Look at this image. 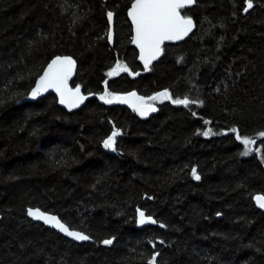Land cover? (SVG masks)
<instances>
[{
	"label": "trees",
	"instance_id": "1",
	"mask_svg": "<svg viewBox=\"0 0 264 264\" xmlns=\"http://www.w3.org/2000/svg\"><path fill=\"white\" fill-rule=\"evenodd\" d=\"M133 1L0 0V264H264V0L182 9L193 33L148 71L130 47ZM59 56L77 65L83 108L53 95L18 105ZM117 62L139 75L107 76ZM106 88L190 104L149 101L141 118L101 101ZM114 129L116 151L103 146ZM237 134L254 141L247 155ZM30 208L90 242L31 222Z\"/></svg>",
	"mask_w": 264,
	"mask_h": 264
},
{
	"label": "snow or ice",
	"instance_id": "2",
	"mask_svg": "<svg viewBox=\"0 0 264 264\" xmlns=\"http://www.w3.org/2000/svg\"><path fill=\"white\" fill-rule=\"evenodd\" d=\"M195 0H134L128 16L130 17L135 35L132 42L140 50V59L144 64V70L148 71L152 61L155 60L163 51L161 45L166 40H181L183 39L193 27V21L186 15L181 13V9L193 5ZM253 7L252 0H247V7L244 9L247 12ZM113 14L108 13V20L111 23ZM108 40L111 42V31L108 33ZM75 68V62L70 57H57L49 65L43 76L37 81L36 87L32 90L31 97L35 99L37 96L53 89L60 98V103L65 105L71 110L74 107H78L86 97L81 95L79 86L75 89L68 87V80L72 75ZM121 72H127L129 75H139V73H133L129 70L128 66L116 63L115 67L107 73V76L113 77L119 75ZM99 99L105 104L113 103H126L137 112L138 115L144 117L149 112H155L156 108L149 103V101L157 100H171L172 103L177 105H184L187 107L190 101L185 99H172L170 93L165 90L145 100L143 97L137 96L135 92H131L126 96L114 95L105 89L103 95L99 96ZM207 123V121L205 122ZM234 133L236 129L232 130ZM211 134V130L205 131L203 135L208 136ZM119 130H113L111 135L104 140L103 146L106 149L116 151V138L120 136ZM264 136V132L260 133ZM236 139L244 145V155H247L251 149L253 140L248 138H242L239 134L236 135ZM192 176L194 179L199 180L196 169H192ZM257 207L264 209V195H257L254 197ZM138 211L139 220L138 223L143 225L146 223H156L151 217H146L145 213L141 210ZM28 216L34 220L43 221L46 225L57 229L64 235L71 237L73 240L86 241L90 237L82 232L71 230L69 226L63 223L58 217L50 214H46L39 209H28ZM164 225H161L163 227ZM105 245H110L112 240H104ZM155 256L149 261V264H155Z\"/></svg>",
	"mask_w": 264,
	"mask_h": 264
},
{
	"label": "water",
	"instance_id": "3",
	"mask_svg": "<svg viewBox=\"0 0 264 264\" xmlns=\"http://www.w3.org/2000/svg\"><path fill=\"white\" fill-rule=\"evenodd\" d=\"M196 1H197V0H195V2H196ZM195 2H194L193 5H191V6H189V7H186V8H184V9H189V8L193 7V6L195 5ZM133 3H134V1L130 4V6H129L127 12H126V17H127V20H128V22H129V24H130V27H131V43H130V47L133 48V49L136 51V53H137V62L140 64V66L142 67V69H144V64H143V62H142L141 59H140V50H139V48H137V46L132 42V39H133V37H134V35H135V32H134V27H133L132 21H131L130 17L128 16V11L130 10V8H131V6H132ZM181 10H182V9H181ZM194 29H195V26H194V23H193L192 30H191V31H190V32H189V33H188L183 39H181V40H166V41H164V43L161 45V48L163 49L164 45H165V44H168V43H171V44H179V43H182L183 41H185V40H186V39H187V38L193 33ZM162 54H163V51L161 52V54H160L155 60L152 61V63H151V65L149 66V68L152 67L154 64H156V63L161 59ZM59 57H67V56H59ZM56 58H57V57L53 58V59H52V60H51L46 66H45V68H44V70L42 71L41 75L36 79L33 88L29 91L28 95H27L25 98H23V99L18 103V105H22V104H25V103H36L37 101H39L40 99H42V98H44V97H46V96H48V95H53V96H55V98H56L57 106H58L60 109L66 111L67 113H71V114H72V113L78 112L80 109L83 108V106L85 105L86 100H87L89 97H87V96H85V95L83 94L82 89H81L80 87H79V88H80V91H81V95H82V96H85L86 99H85L82 103H80V105H79L78 107H74V108H72L71 110H69L68 107H66L65 105H63V104L60 103V98H59L58 94H57L53 89H51V88H50L48 91H46V92L42 93L41 95L37 96L35 99H33V98L31 97L32 90L36 87L37 81L40 79L41 76H43L44 72H45V71L47 70V68H48V65H49L54 59H56ZM70 58H71V57H70ZM74 62H75V61H74ZM76 71H77V65H76V63H75V68H74V70H73V72H72L71 77H70L69 80H68V87L71 88V89H75V88H76V87H75V88H72V87H70V85H69V81H71V80L75 77ZM136 94H137V93H136ZM127 95H128V94H127ZM123 96H126V95H123ZM137 96H139V95L137 94ZM140 97H141V96H140ZM113 104H119V105H122L123 107H125V108H127V109L133 111V109H132L131 107H129V105L126 104V103H124V104H122V103H113ZM155 112H156V111H155ZM155 112H149V114H148L147 116H144V117H142V116H140V115H139V116H140L141 118H147V117H151V116H153V115L155 114ZM136 113H137V112H136ZM253 144H254V143H253ZM253 144H252V145H253ZM252 145H251V146H252ZM254 204H255L256 208H257L260 212L264 213V209H261V208L257 207L255 200H254ZM34 210H36V209H34ZM40 211H41V210H40ZM27 213H28V209H27V211H26V215H27V218H28L31 222H33V223H37V224H41V225L44 226L45 228L54 231L55 233H57V234L60 235L61 237L67 239L68 241H72V242L77 243V244H84V243L86 244V243H89V242H90V239H89V240H86V241H77V240H73L71 237H68V236L64 235L63 233L59 232L57 229L52 228V227H50L49 225H46L45 223H43V221H39V220H34V219H32L30 216H28ZM46 214H48V213H46ZM50 215H51V214H50ZM56 217H57V216H56Z\"/></svg>",
	"mask_w": 264,
	"mask_h": 264
}]
</instances>
